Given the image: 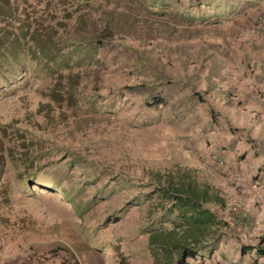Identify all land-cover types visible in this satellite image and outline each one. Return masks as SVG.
<instances>
[{"label":"rangeland","instance_id":"374dc122","mask_svg":"<svg viewBox=\"0 0 264 264\" xmlns=\"http://www.w3.org/2000/svg\"><path fill=\"white\" fill-rule=\"evenodd\" d=\"M90 2V6L61 5L56 0L18 3L17 14L32 27L60 20L69 29L70 24H77L78 15L89 13L101 28V12L110 11L121 30L118 38L98 51L96 59L85 60L65 73L78 80L79 95L73 106L66 101L56 105L51 100L54 74L36 71L30 61L0 81V264H172L177 255L173 248L168 245V252L158 255L156 246H150L165 239L170 243L184 241L185 226L176 227L170 220L165 229L156 230L159 217L158 212H152V205L156 206L158 197L151 193L153 187L145 184L147 178L142 174L170 150L189 156L191 151L185 148L200 137L201 130L185 129L186 125H176L177 120L170 121L175 112L178 117L185 114L171 98L184 92H202L204 59H218L223 51L234 52L224 42L234 16H255L264 26V0ZM99 4L103 6L99 8ZM51 15L55 18H49ZM250 53L257 60V76L264 78V46L256 45ZM94 94L98 99L88 102ZM155 97L161 98V103L146 106ZM187 97L182 100L190 105ZM197 114L203 119L202 111ZM12 124L30 130L32 137L39 136L46 145H65L79 155L88 154L87 159L74 155L73 167L68 169L64 156H52L42 148L40 161L49 167L43 166L29 180L24 167L7 157L20 142ZM255 126L257 133H248V139L260 144L256 150L260 153L264 125L259 121ZM96 130L102 135L94 142L91 137ZM8 146L12 148L7 150ZM57 158L63 159L58 165L48 164ZM168 164L172 172L177 170L174 162L162 166ZM185 164L181 166L191 170ZM195 164L197 186L208 182V195L217 193L221 198L217 203L225 220L242 222L239 230L226 223L224 236L236 235L240 246L255 243L264 247V197L257 194L264 191V176L256 178L244 172L229 175L210 166L206 176L203 167ZM117 168L118 172H113ZM162 182L159 179V184ZM63 190L69 191L68 197L63 196ZM151 195L154 201L149 207L147 198ZM171 214L161 215L160 220ZM257 228L260 233H255ZM259 259L263 262L264 256Z\"/></svg>","mask_w":264,"mask_h":264},{"label":"trees","instance_id":"16d2710c","mask_svg":"<svg viewBox=\"0 0 264 264\" xmlns=\"http://www.w3.org/2000/svg\"><path fill=\"white\" fill-rule=\"evenodd\" d=\"M56 1L61 5H64L65 2H70L71 5L83 3L85 6H90L93 4L90 0ZM19 2L20 0H0V81L7 79L10 73L13 74V72L21 71L28 61H30L33 63L36 71L46 70L54 74V84L50 92L51 100L56 105H61L62 101H66L68 105L73 106L76 100H78L79 95L77 88L78 80L71 75H67L66 77L65 73L76 66H81L85 60L96 59L98 51L106 43L118 38L121 28L115 23L116 20L110 11L101 12L103 22L101 28L97 26V21L92 19L89 13L78 15L77 24H70L71 27L69 29L60 20H57L55 24L49 22L41 27H32L31 23L26 21L22 15L17 14ZM45 3L50 5L48 1ZM102 6L99 4V8ZM66 16L69 18L70 14H66ZM49 18L54 19L55 15H51ZM81 31L87 32V34H83ZM75 73L78 75L77 72ZM65 79L66 81H64ZM95 99H98L97 94H94L87 101L95 103ZM160 99L159 97H155L146 106L153 107L156 104L158 105L161 103ZM55 119L56 122L59 121L57 118ZM11 128L16 133L17 139L20 142L14 145V147H18L17 150L8 152V160L16 166L24 167L29 180L34 179L36 172L42 170L43 166L49 167L47 163L42 164L40 161L43 156L41 152L42 148H45V153L50 152L52 156H64L67 159L65 164L68 169L73 167L74 155H78L79 160L88 156V154L79 155L77 151H71L72 148H68L65 145L57 146L49 142L46 145L44 141H41L39 136H34L36 139H33L34 137H32L33 135H31L30 130L26 128L18 127L14 124L11 125ZM99 135L102 134L96 130L93 133V137H91L93 140H91L94 141ZM57 140L59 139L57 138ZM29 147H33V149ZM11 148L12 146H8L7 150ZM172 152L173 150H170L166 157L162 159L156 158L150 167L144 168L145 171H143L142 177L147 178L145 184L147 186L152 185L153 189L151 193L158 197L157 202H154L156 206L152 205V212L156 214L158 212L157 215L159 217V221H157V223L159 222V226L156 230L161 231L165 229L167 227L165 225H168L170 220H172L176 227L185 226L184 229L187 236L184 241L170 243L169 241H165V239L150 247L156 246L159 255L162 251L167 253L169 245L177 253L172 264H189L188 260L196 255V247L200 243L196 240L195 231L199 230L200 224L211 226L215 223V214L210 207H206V204L212 205L215 202H219L221 198L217 196V193L214 196L208 195V189L211 187L208 182L203 183L204 185L201 188L197 186L198 181L195 177L199 172H194L197 168L196 164L190 160L188 155L181 156L179 153L175 155ZM62 160L60 158L52 159L48 164L55 166ZM165 162H174L177 170L172 172V169H169L171 167L169 164L168 166H162ZM181 163H186L185 165L192 167L191 170L181 166ZM118 170L119 168L113 172H118ZM202 174L209 176L206 172H202ZM159 179H162V184H159ZM141 182L143 181L141 180ZM58 183L60 184V182ZM213 188L217 190V188ZM68 192V190L62 191L65 198L68 197ZM153 195L147 198L149 207H151L150 202L154 201L151 198ZM159 211L164 214H160L161 212L159 213ZM167 212L175 213V216L171 214L164 220H160V216H167ZM226 223L224 221V225ZM175 229L173 228L169 231L173 232ZM253 247H255L261 256H264V247ZM244 249H249V247L242 246L241 251H244ZM260 264H264V262Z\"/></svg>","mask_w":264,"mask_h":264},{"label":"crops","instance_id":"0c3cea01","mask_svg":"<svg viewBox=\"0 0 264 264\" xmlns=\"http://www.w3.org/2000/svg\"><path fill=\"white\" fill-rule=\"evenodd\" d=\"M234 17L230 31L224 34V42L230 44L225 47L235 49L234 52L228 54L223 51L224 45L213 43L223 52L218 59H204L205 68L200 74L202 92L192 95L184 92L171 98L178 102L175 105L177 110L185 114L178 117V112H175L170 121L177 120L176 125H186L185 129H194L197 132L201 130L200 137L191 140V145L185 150L191 151L188 157L200 164V168L203 167L202 172H209L210 166L229 175L244 172L260 178L264 176V147L258 153L256 150L260 144L256 142L255 145L249 140L248 133H257L255 125L259 121L262 127L264 125V78L257 76V60L251 58L253 54L250 50L256 45L264 46V31H260L264 30V26H261L255 16L245 19L246 16L237 14ZM258 90H261L260 93ZM185 96L190 98V105L187 100H182ZM196 104L198 106L194 108ZM198 111L203 112V119L197 114ZM258 193L259 197L261 194L264 197V191ZM257 194L254 193V199ZM210 208L215 214V223L211 226L200 224L197 230L199 233L195 231L196 240L200 243L196 247V255L188 263L246 264L249 260L252 264H260L261 255L253 247L257 245L252 243L248 246L249 249L241 251L242 246L239 245L236 235L227 238L224 236V221L227 220L219 204L215 202ZM227 223L233 230H239L238 227L242 226V222L236 219ZM255 233H260V230L257 228ZM228 255L233 259H229Z\"/></svg>","mask_w":264,"mask_h":264},{"label":"built area","instance_id":"2783aa9c","mask_svg":"<svg viewBox=\"0 0 264 264\" xmlns=\"http://www.w3.org/2000/svg\"><path fill=\"white\" fill-rule=\"evenodd\" d=\"M260 91H261V90H259V92H258V93H260Z\"/></svg>","mask_w":264,"mask_h":264}]
</instances>
